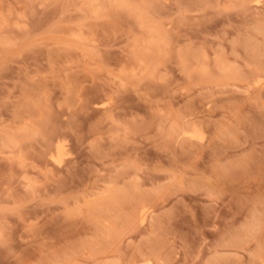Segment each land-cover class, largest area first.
<instances>
[{"label": "clouds", "instance_id": "1", "mask_svg": "<svg viewBox=\"0 0 264 264\" xmlns=\"http://www.w3.org/2000/svg\"><path fill=\"white\" fill-rule=\"evenodd\" d=\"M0 264H264V0H0Z\"/></svg>", "mask_w": 264, "mask_h": 264}]
</instances>
